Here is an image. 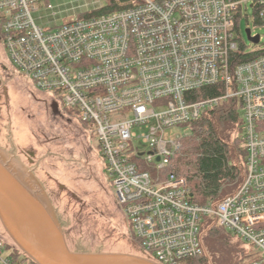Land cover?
Returning a JSON list of instances; mask_svg holds the SVG:
<instances>
[{"label": "built area", "instance_id": "built-area-1", "mask_svg": "<svg viewBox=\"0 0 264 264\" xmlns=\"http://www.w3.org/2000/svg\"><path fill=\"white\" fill-rule=\"evenodd\" d=\"M49 1L0 0V38L33 88L54 94L97 137L143 254L158 264L202 256L201 225L209 219L254 245L264 262V54L233 61L237 17L251 3L264 25V0H131L45 30L32 11ZM218 84L223 95L191 99ZM233 99L242 106L244 179L235 193L195 204L186 178L164 174L188 136L172 130L192 132L206 111ZM135 141L147 151L131 150ZM5 250L0 240V264H15Z\"/></svg>", "mask_w": 264, "mask_h": 264}, {"label": "rangeland", "instance_id": "rangeland-1", "mask_svg": "<svg viewBox=\"0 0 264 264\" xmlns=\"http://www.w3.org/2000/svg\"><path fill=\"white\" fill-rule=\"evenodd\" d=\"M110 1L50 0L32 11V17L39 27L52 30L71 19L107 7ZM249 29L252 36H260L258 45L249 40L246 33ZM235 37L247 52L264 48V25L256 23L251 3L247 9L243 6ZM2 44L6 55L0 62H5L8 68L6 72L0 70V149L13 156L42 185L72 250L123 252L146 257L117 202L93 131L78 120L72 109L60 105L59 111L54 112L51 106L58 98L34 89ZM204 115L210 117L207 111ZM241 128L240 131L239 123H219L217 131L222 141L231 146L235 138L244 135V126ZM172 132L181 136L191 133L188 127L174 128ZM170 137L168 132L166 139ZM130 148L147 151V146L140 141L131 143ZM239 184L226 185L219 200L235 193ZM211 225V220L205 219L200 234L203 255L210 264H238L245 253L251 254L248 259L251 262L263 257L254 245L239 240L231 231L227 237L210 238ZM0 238L11 244L1 229ZM3 254L9 256L10 249Z\"/></svg>", "mask_w": 264, "mask_h": 264}, {"label": "trees", "instance_id": "trees-1", "mask_svg": "<svg viewBox=\"0 0 264 264\" xmlns=\"http://www.w3.org/2000/svg\"><path fill=\"white\" fill-rule=\"evenodd\" d=\"M131 0H111L107 7L88 13L84 17L97 16L120 10L122 4H127ZM160 2L164 0H158ZM256 23H260L255 11ZM238 19L236 29H238ZM264 54V48L251 52L245 50L244 45H240L239 52L234 54L233 61L243 62ZM224 94L223 84L206 87L193 92L190 97L193 100L209 99L219 97ZM241 103L237 99L223 101L219 107L209 111L210 117H203L193 124V131L182 141V147L164 171V174H175L187 179L191 194V202L204 205L209 201L219 200L228 184L241 183L245 175L246 152L240 147L241 138H235L232 145H228L220 138L217 127L218 124L233 123L243 125ZM86 126V125H85ZM0 229L7 236L10 243H5V248L10 249L9 257L15 264H35L10 240L0 225ZM209 237L219 239L227 237L228 230L222 227L213 226L208 230ZM2 240V238H0ZM251 254H243L238 262L241 264H264L263 258H254L248 261ZM179 264H210L207 257L202 255L197 258H190L181 261Z\"/></svg>", "mask_w": 264, "mask_h": 264}, {"label": "water", "instance_id": "water-1", "mask_svg": "<svg viewBox=\"0 0 264 264\" xmlns=\"http://www.w3.org/2000/svg\"><path fill=\"white\" fill-rule=\"evenodd\" d=\"M246 33L252 43H260L259 35L252 36L250 29ZM52 108L54 112H58V103L54 102ZM13 161L25 174L15 172L12 168ZM0 169L6 175L7 182L15 185L26 197L28 210L33 213L37 225L35 229L39 228L40 237H28L24 246L6 222V211L1 205L0 225L18 249L35 264H158L149 258L123 252L72 250L49 196L33 174L2 149Z\"/></svg>", "mask_w": 264, "mask_h": 264}, {"label": "bare ground", "instance_id": "bare-ground-1", "mask_svg": "<svg viewBox=\"0 0 264 264\" xmlns=\"http://www.w3.org/2000/svg\"><path fill=\"white\" fill-rule=\"evenodd\" d=\"M12 168L18 174H25L22 168L14 163V161L12 162ZM0 180V205L6 211V222L16 237L26 246V239L28 237H40L39 228L35 229L37 226L36 220L32 216L33 213L28 210L26 197L22 195L15 185L7 182L6 175L1 169Z\"/></svg>", "mask_w": 264, "mask_h": 264}, {"label": "flooded vegetation", "instance_id": "flooded-vegetation-1", "mask_svg": "<svg viewBox=\"0 0 264 264\" xmlns=\"http://www.w3.org/2000/svg\"><path fill=\"white\" fill-rule=\"evenodd\" d=\"M3 42H2V40H1V38H0V59H3L4 60V58H5V53H4V48L1 46V44H2ZM3 45V44H2ZM7 65H6V63L5 62H0V70L2 71V72H6L7 71ZM54 102H55V100H53ZM57 103V102H56ZM60 105L58 104V111H59V109H60V107H59ZM51 108H52V106H51ZM53 109V108H52ZM1 112V111H0Z\"/></svg>", "mask_w": 264, "mask_h": 264}]
</instances>
